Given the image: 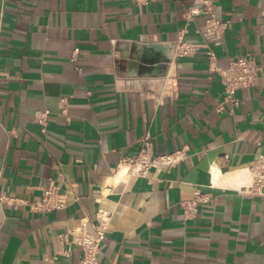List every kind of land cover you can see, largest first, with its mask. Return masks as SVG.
Here are the masks:
<instances>
[{
	"label": "crops",
	"instance_id": "1",
	"mask_svg": "<svg viewBox=\"0 0 264 264\" xmlns=\"http://www.w3.org/2000/svg\"><path fill=\"white\" fill-rule=\"evenodd\" d=\"M192 1L0 0L1 189L15 201L0 203V264H62L67 249L77 261V229L95 235L99 212L97 264H264V195L247 188L264 156V71L238 106L224 101L207 49L175 51L179 35L204 44V15L182 17ZM214 12L228 21L217 64L264 62V0ZM146 135L181 159L120 175ZM50 184L64 207L31 211Z\"/></svg>",
	"mask_w": 264,
	"mask_h": 264
},
{
	"label": "built area",
	"instance_id": "2",
	"mask_svg": "<svg viewBox=\"0 0 264 264\" xmlns=\"http://www.w3.org/2000/svg\"><path fill=\"white\" fill-rule=\"evenodd\" d=\"M204 15V30L201 32L204 38L203 45L190 44L183 41V36L179 35L175 51L178 55H189L194 53L199 47H205L209 62L213 63L212 70L217 72L220 82L223 86L224 101L230 102L233 106L240 104V99L236 97V92L240 89L250 87L258 78L259 73L264 71V62L257 63L250 54L239 55L232 58L227 65L219 66L216 61L215 53L210 47L213 43H218L228 25V21L219 19L214 12V0H193L187 7L182 17L187 21L194 16ZM64 98L60 103H64ZM48 110L37 112L34 115V121L37 124L44 125ZM178 152L156 155L153 152V143L151 137L146 135L140 143L139 151L131 156L120 159L118 169L123 168V176L146 177L151 168L159 164L172 165L177 163L181 157ZM253 193L264 195V156H261L253 168V181L247 187ZM0 203L14 204L15 201L6 191L1 189L0 172ZM65 201L59 187L50 184L42 189V194L38 201L29 202L31 211L46 212L64 207ZM192 212L195 209L189 208ZM95 235L89 234L85 230V224H81L77 229L78 239L74 240L81 247L82 256L77 261H71L69 249L63 251L62 264H97V255L100 251L99 244L104 239L108 225V214L99 212L96 215Z\"/></svg>",
	"mask_w": 264,
	"mask_h": 264
},
{
	"label": "bare ground",
	"instance_id": "3",
	"mask_svg": "<svg viewBox=\"0 0 264 264\" xmlns=\"http://www.w3.org/2000/svg\"><path fill=\"white\" fill-rule=\"evenodd\" d=\"M151 50V49H150ZM145 54L146 55H148V49H146V51L143 53V55L145 56ZM146 57H148V56H146ZM124 169L123 168H121L120 169V175H123V173H124ZM244 172H247V171H244ZM216 181V178H214V182ZM217 183V182H216Z\"/></svg>",
	"mask_w": 264,
	"mask_h": 264
}]
</instances>
